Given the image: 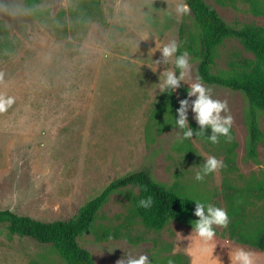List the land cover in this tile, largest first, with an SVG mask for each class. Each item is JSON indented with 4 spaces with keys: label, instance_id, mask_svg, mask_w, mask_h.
<instances>
[{
    "label": "rangeland",
    "instance_id": "374dc122",
    "mask_svg": "<svg viewBox=\"0 0 264 264\" xmlns=\"http://www.w3.org/2000/svg\"><path fill=\"white\" fill-rule=\"evenodd\" d=\"M206 2L229 24L264 28V15L255 13L264 0ZM179 3L186 0H0V96L14 98L0 112V210L69 220L112 181L149 169L166 186L226 210L227 226H214L221 247L239 243L229 233L230 213L242 214L252 234L264 229V144L256 161L247 159V104L241 92L201 82L199 60L183 48L190 69L174 93L176 105L187 96L181 88L194 82L227 104L221 115L232 117L235 169L227 165L229 144L194 135L189 141L195 153L187 157L177 150L182 132L175 125L162 130L151 117L163 94L160 74L175 70L174 63L162 62L156 45L175 40L179 48L181 28L186 40L196 31L190 12L175 13ZM85 4L94 6L91 16ZM218 51L214 72L254 58L235 39L225 40ZM156 60L161 63L153 71ZM194 116L189 109L190 123H196ZM167 118L163 114V121ZM157 120L161 123L160 116ZM261 128L264 133V117ZM209 156L224 167L197 181ZM236 190L243 191L242 202L231 197ZM130 193L113 195L99 212L96 229L80 240L96 264H117L127 253H148L150 259L152 254L153 264H190L182 240L192 225L170 221L162 231L146 228L133 215ZM116 231L117 238L105 239ZM0 264L66 263L51 247L11 236L0 226Z\"/></svg>",
    "mask_w": 264,
    "mask_h": 264
},
{
    "label": "trees",
    "instance_id": "16d2710c",
    "mask_svg": "<svg viewBox=\"0 0 264 264\" xmlns=\"http://www.w3.org/2000/svg\"><path fill=\"white\" fill-rule=\"evenodd\" d=\"M186 3L190 7L196 31L186 40L184 30L181 28L182 43L177 54L184 52L183 48L186 47L199 60L198 76L204 84L227 88L244 95L247 104L245 121L248 132L246 156L247 159L256 161L258 146L264 144V133L261 128V119L264 117V28L252 24H229L206 0H186ZM83 8L89 10L88 16H91V11L95 9L94 6L86 4ZM259 9L255 7V13L264 15V6ZM228 39L240 41L254 58L242 63L231 62L227 70L214 72L219 58L218 49ZM181 89L187 91L185 88ZM175 100L174 93H163L151 116L158 125L162 124V130L175 125V110L178 108ZM163 114L168 116L165 122L162 119ZM159 116L161 123L157 120ZM190 125L195 129L196 137L209 141L210 129L201 133L196 123ZM230 135L232 137L230 141L222 136L219 141L229 144L227 165L235 169L234 149L237 144L232 129ZM177 150L187 157L195 153L189 139L178 142ZM125 189L131 190L130 203L134 217L146 228L162 231L170 221L192 225V220L198 219L193 216L195 203L191 201L196 198L184 195L179 188L166 186L157 181L149 169H142L109 183L98 196L81 207L79 213L69 220L42 221L4 209L0 210V226L8 230L11 236L30 238L42 246L51 247L66 264H96L92 254L81 245L80 240L83 235L96 229L97 216L110 198ZM133 190H137V193ZM243 194L242 190H236L231 197L234 196L242 202ZM148 196L153 200L151 207H140L139 200ZM117 233L118 231L106 235L105 239L117 238ZM229 233L239 243L264 251V229L252 234L251 227L246 225L243 215L239 212L230 213ZM171 258L180 261L176 257Z\"/></svg>",
    "mask_w": 264,
    "mask_h": 264
},
{
    "label": "clouds",
    "instance_id": "9594fccd",
    "mask_svg": "<svg viewBox=\"0 0 264 264\" xmlns=\"http://www.w3.org/2000/svg\"><path fill=\"white\" fill-rule=\"evenodd\" d=\"M177 16L181 14H188L190 7L187 3H179L175 7ZM170 14V13H169ZM160 51L162 62L165 64L175 65V70L172 67L165 69L159 77V90L161 93H175L176 89L181 87V82L186 81L189 74L190 63L189 53L184 51L178 53V44L172 40L163 45H156ZM161 60H156L152 65V70L155 71V65L160 64ZM177 72L179 74H177ZM195 97L194 100L190 98ZM14 103V98L11 96H0V112L6 111ZM179 107L175 110V126L182 132L183 139H189L194 136L195 129L189 122V109L195 113L194 119L196 121L197 129L201 133L208 132V140L215 144L219 142L222 136L225 140L232 139L230 129L232 124V117L230 115L222 116L221 113L226 112L227 104L220 100L213 99L211 96V89L206 88L201 82L191 83L187 96L179 100ZM224 167L223 161L218 160L215 156H209L203 163V166L195 174V179L201 181L210 173L215 172L218 168ZM195 203L193 216L198 219L192 220V233L201 241L198 247L200 256V264H213V261L218 260L222 264L219 257L214 256L213 252L209 251V244L216 235L214 226L226 227L229 223V217L225 209L217 207L212 203L203 202L200 200H191ZM153 203L152 197L148 196L139 200L140 207L149 208ZM191 233V235H192ZM190 235V236H191ZM152 259L149 258L148 253L132 255L127 253L126 256L120 258L117 264H153L154 256L151 254ZM230 264H256L255 254L244 248L230 249L229 251ZM168 264H173L171 260ZM193 264H196L195 260Z\"/></svg>",
    "mask_w": 264,
    "mask_h": 264
},
{
    "label": "crops",
    "instance_id": "0c3cea01",
    "mask_svg": "<svg viewBox=\"0 0 264 264\" xmlns=\"http://www.w3.org/2000/svg\"><path fill=\"white\" fill-rule=\"evenodd\" d=\"M191 233H192V228L188 227V230L182 240L183 254L189 256L190 264H193L194 260L196 264H200V256L198 253V247L200 246L201 241L195 237V233H192V235ZM216 241L217 240L214 237V239L209 244V251L211 253L210 247L215 246L217 249L213 250L214 251L213 255L219 257L222 264H230L229 251L230 249H235V248H244L246 250L252 249V252L255 254L256 264H264V251L263 250L257 249L249 245L239 244V243L237 246L221 247L220 245H218Z\"/></svg>",
    "mask_w": 264,
    "mask_h": 264
}]
</instances>
